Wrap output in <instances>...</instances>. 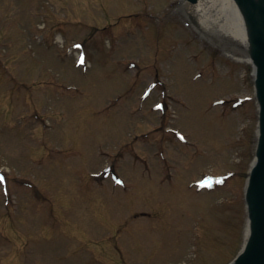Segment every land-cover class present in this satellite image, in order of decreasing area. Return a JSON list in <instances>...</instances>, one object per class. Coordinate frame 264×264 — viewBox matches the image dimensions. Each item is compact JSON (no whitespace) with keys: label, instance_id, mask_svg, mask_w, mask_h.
Instances as JSON below:
<instances>
[{"label":"rangeland","instance_id":"374dc122","mask_svg":"<svg viewBox=\"0 0 264 264\" xmlns=\"http://www.w3.org/2000/svg\"><path fill=\"white\" fill-rule=\"evenodd\" d=\"M172 1L0 0V66L15 76L0 69L9 190L0 188V264H227L241 248L257 128L252 68L228 55L226 41L200 33L179 0L166 9ZM110 25L117 40L99 35ZM77 42L92 59L87 72L75 67L77 51L65 53ZM127 58L137 71L120 70ZM155 73L168 82L165 97L157 87L139 100ZM162 97L163 117L150 110ZM34 110L43 122L31 120ZM159 123L194 146L170 144L175 136ZM160 136L169 164L153 155ZM106 166L128 190L101 183ZM206 174L228 179L197 192L191 182ZM33 183L44 192L37 201Z\"/></svg>","mask_w":264,"mask_h":264},{"label":"water","instance_id":"95a60500","mask_svg":"<svg viewBox=\"0 0 264 264\" xmlns=\"http://www.w3.org/2000/svg\"><path fill=\"white\" fill-rule=\"evenodd\" d=\"M235 2L244 17L248 34L247 52L255 66L260 125L256 162L251 169L246 195L249 235L245 250L233 264H264V0Z\"/></svg>","mask_w":264,"mask_h":264},{"label":"bare ground","instance_id":"6f19581e","mask_svg":"<svg viewBox=\"0 0 264 264\" xmlns=\"http://www.w3.org/2000/svg\"><path fill=\"white\" fill-rule=\"evenodd\" d=\"M183 6L185 13L195 19L196 27L201 33L209 32L217 40L222 41L227 38L235 47L238 44L239 47L240 44L242 47L246 44L243 21L233 0H199L195 6L187 4ZM239 47L236 52H242L243 48ZM244 60L248 62L247 59Z\"/></svg>","mask_w":264,"mask_h":264},{"label":"snow or ice","instance_id":"6c2138e0","mask_svg":"<svg viewBox=\"0 0 264 264\" xmlns=\"http://www.w3.org/2000/svg\"><path fill=\"white\" fill-rule=\"evenodd\" d=\"M81 62H83V60L81 61ZM3 178L2 177H0V180H2Z\"/></svg>","mask_w":264,"mask_h":264}]
</instances>
